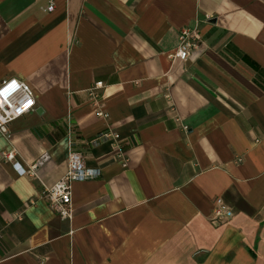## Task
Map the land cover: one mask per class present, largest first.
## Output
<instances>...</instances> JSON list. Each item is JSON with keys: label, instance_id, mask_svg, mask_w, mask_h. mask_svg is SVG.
I'll return each instance as SVG.
<instances>
[{"label": "crops", "instance_id": "0c3cea01", "mask_svg": "<svg viewBox=\"0 0 264 264\" xmlns=\"http://www.w3.org/2000/svg\"><path fill=\"white\" fill-rule=\"evenodd\" d=\"M184 27L201 45L181 61ZM10 79L36 108L0 132V264H264V0H0ZM71 147L101 174L62 219L43 193ZM11 150L49 159L21 176Z\"/></svg>", "mask_w": 264, "mask_h": 264}, {"label": "built area", "instance_id": "2783aa9c", "mask_svg": "<svg viewBox=\"0 0 264 264\" xmlns=\"http://www.w3.org/2000/svg\"><path fill=\"white\" fill-rule=\"evenodd\" d=\"M47 10L53 11L54 4L51 3ZM200 45L201 39L198 29L184 27L180 31L179 45L171 57L186 61L191 56V53L198 49ZM103 87V82L94 83L88 90L89 95L97 101L99 97L97 91ZM35 108L36 99L34 93L26 82L19 79H10L0 84V132L9 137L10 124L18 118L29 114ZM96 113L98 116L108 117V114L101 107L98 108ZM120 158L123 166L126 167L128 159L124 158V154L120 155ZM3 159L11 162L19 175L36 177L38 167L49 159V155L47 153L42 155L28 168L21 166L17 153L14 150L5 152ZM241 161V159H238V162ZM100 174L99 170L86 167L82 152L71 147L66 174L53 186L45 189L43 199L47 202L50 209L62 219H71L73 185L76 182L98 178ZM234 215V211L223 199H215L212 215L213 222L222 223L230 220Z\"/></svg>", "mask_w": 264, "mask_h": 264}]
</instances>
